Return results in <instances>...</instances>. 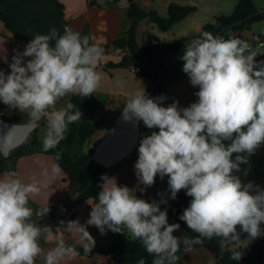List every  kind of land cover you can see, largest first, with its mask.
Segmentation results:
<instances>
[{
  "label": "clouds",
  "instance_id": "9594fccd",
  "mask_svg": "<svg viewBox=\"0 0 264 264\" xmlns=\"http://www.w3.org/2000/svg\"><path fill=\"white\" fill-rule=\"evenodd\" d=\"M227 37L204 31L186 44L180 59L190 84L198 88L195 102L180 107L174 100L163 106L166 96L150 98L143 89L123 107L125 121L142 122L153 130L140 140L134 164L143 185L140 191L153 186L157 176L167 177L170 199L182 190L191 198L179 220L197 235L175 236L180 224L169 223L167 209H161L167 200L138 198L134 189L119 186L107 175L101 177L98 202L86 223L102 234L127 231L154 257L152 264H176L182 244L190 250L218 237L223 252L235 248L241 232L250 240L264 236V186L242 179L249 175L250 158L264 145V61H257V52L231 30ZM89 41L79 32L66 28L59 34L52 28L49 34L36 35L23 52H16L9 72L0 70V102L28 113V133L42 118L50 117L44 151L56 148L68 125L82 116L79 109L73 111L72 102L61 110H49L69 94L88 97L99 86L100 50ZM10 150L5 136L0 154L7 158ZM60 156L57 152L56 159ZM36 191L14 171L0 177V264H36L43 254L39 239L48 227L32 222L34 212L29 207ZM48 212L46 207L35 214L42 218ZM69 224L92 238L78 221ZM71 252L61 243L44 255L45 264H60ZM242 256L233 250L230 259L240 261Z\"/></svg>",
  "mask_w": 264,
  "mask_h": 264
},
{
  "label": "crops",
  "instance_id": "0c3cea01",
  "mask_svg": "<svg viewBox=\"0 0 264 264\" xmlns=\"http://www.w3.org/2000/svg\"><path fill=\"white\" fill-rule=\"evenodd\" d=\"M57 1L63 7L62 13L57 10L51 0H0V5L14 26L23 33L35 37L38 34H49L50 29L55 28L59 34H63L67 28L79 32L81 36H88L90 44L100 50L96 71L101 79L93 93L104 101L105 106L91 116L93 122L101 121V124L84 145V151L91 150L94 161L105 167H111L128 157L143 137L139 123L125 121L122 112L125 104L136 92L145 90L146 82L138 79L128 69L105 67L106 63L119 60L118 53L110 48L106 49L105 46L119 37L128 25L126 17L128 3L127 0L117 2L94 0L96 4L89 5V0ZM135 2L142 9L155 11L160 16L166 15L170 3L195 8L193 13L172 25L167 31H161L147 18L140 20L137 24L136 39L140 45H145L148 41L161 44L176 41L179 38H190L191 41L196 38L203 25L211 22L214 16L231 14L237 0H135ZM254 3L259 9L264 8V0H254ZM255 36L258 40L254 39ZM241 40L248 43L253 51L264 53V21L254 23L249 31L243 33ZM51 43L54 44V41ZM185 47L178 54L170 55L165 59L169 73L162 83V93L158 95L167 97L163 106L178 100L180 107H186L197 100L194 93L198 91V88L190 84L189 77L179 65ZM24 48L25 44L12 37L0 21V70L10 71L9 64L12 62V57L17 51L23 52ZM70 96L71 94L59 100L55 108L49 111L63 109L69 102ZM3 115L8 121H4L0 116V144L7 136L8 146L12 149V145L22 143L29 138L31 133H28L25 127L29 116L26 111L20 112L11 107H8ZM49 118H42L39 126L33 130L42 144ZM136 160L112 170L108 177L115 178L119 186L134 189L138 198L149 202L153 200L158 202L163 198L168 203L171 200L170 192L164 188L163 184L153 185L143 192L140 191L141 187L134 171ZM9 166L10 162H6L5 167L0 170V177L9 172L7 170ZM55 168L58 167L52 157L42 153L21 157L15 165L19 178L25 184H32L37 189L29 202L40 207H59L67 219L65 226H56L47 214L42 218L35 216V224L48 227L47 231L42 230L39 239L43 254L37 258L36 264L45 263L44 255L61 243L64 246H80L75 243V240L79 238V233L83 234V232L76 224H69L70 222L78 221L80 225L86 227L92 238L84 234L83 236L88 238L89 242L94 240L101 245L104 244L102 233L95 226L86 223L90 216L92 201L76 204L75 195L64 181V173L59 168V171H54ZM161 209H166V204H161ZM42 221L43 224H41ZM168 221L175 223L169 218ZM173 234L177 237L184 236V231L180 228ZM245 246L248 245L240 242L236 247ZM181 259L183 264H215L214 256L204 247L192 246L190 250L185 249ZM260 264H264V258Z\"/></svg>",
  "mask_w": 264,
  "mask_h": 264
},
{
  "label": "trees",
  "instance_id": "16d2710c",
  "mask_svg": "<svg viewBox=\"0 0 264 264\" xmlns=\"http://www.w3.org/2000/svg\"><path fill=\"white\" fill-rule=\"evenodd\" d=\"M117 2L118 0H114ZM57 10L62 13L63 7L57 0H51ZM128 7L126 17L128 25L110 45L105 46L106 49H112L118 53L119 60L117 62H108L106 68H123L131 70L136 68V77L146 82L145 92L150 98H155L162 93V83L169 73L165 59L174 54H178L190 41V38H179L176 41L168 43H154L148 41L145 45H140L136 39L137 24L140 20L147 18L151 23L155 24L161 31H167L172 25L181 21L189 14L195 11L191 6H180L170 3L167 7L166 15L160 16L155 11H146L142 9L135 0H127ZM89 5H95L94 0H89ZM0 21L4 28L14 37L25 44V46L34 38L30 34L19 31L13 24L10 17L3 11L0 5ZM264 21V8L259 9L254 0H237L236 6L229 15L214 16L213 20L203 25L201 31L196 36L198 38L204 31H210L214 35L224 36L226 39L228 30L239 39L242 38L244 32L249 31L254 23ZM257 61H264V53H257ZM179 65L183 68V61L179 60ZM9 71H5L7 73ZM69 102L76 105L82 116L79 121L69 124L63 139L56 148L49 151L43 150V144L36 136V132H31L29 138L19 145L12 148L7 158L0 154V170L5 167L6 162H10L8 171L16 172V161L24 156L42 153L50 155L56 166L64 173V181L67 182L68 188L75 195V203L81 204L86 201H92V206L98 202L97 196L101 190L103 183L101 177L109 175L110 172L123 164H127L138 159V147L126 158L111 167H105L92 158V151H84V145L94 135L101 124V121L93 122L91 116L104 108L105 103L94 93L88 97L70 96ZM8 106L0 102V116L4 121L8 119L3 115ZM140 130L144 135L150 134L142 122H139ZM158 131V129H154ZM227 143V142H225ZM61 154L60 159H56V153ZM250 171L244 180H253L257 184L264 186V145L257 149L255 155L250 158ZM248 165H242V168H248ZM163 184L168 190L167 177L161 179L156 177L154 185ZM143 188V185H140ZM185 191H180L175 200H170L166 204L168 218L175 223L180 224V228L184 231V235L195 237L197 234L188 229L187 225L179 220V216L183 210L188 207L190 202ZM29 207L33 209L32 222L35 221V213L46 207L36 206L29 202ZM47 213L50 221L56 226H65L67 219L61 213L59 207H51ZM264 227V225H262ZM240 231V229H237ZM247 233L241 232L240 242L247 239ZM104 244L91 242L87 246H65L72 249V252L82 258H92L95 255H105L115 264H136L140 259L145 260V264H152L154 257L146 251L138 240L133 239L130 234L125 231L124 234L114 233L106 230L102 234ZM220 238L213 237L211 240L205 239L202 244L192 245L194 247H204L215 258V264H260L264 258V236L256 239V241L245 247H236L232 250L221 251L219 247ZM39 244L41 245L40 241ZM241 251L243 253L240 261L230 259L232 251ZM185 251L182 244L177 255L180 257L176 264H183L181 256Z\"/></svg>",
  "mask_w": 264,
  "mask_h": 264
},
{
  "label": "rangeland",
  "instance_id": "374dc122",
  "mask_svg": "<svg viewBox=\"0 0 264 264\" xmlns=\"http://www.w3.org/2000/svg\"><path fill=\"white\" fill-rule=\"evenodd\" d=\"M19 144H17V145H19ZM17 145H15V146H17ZM41 224H43V221ZM78 236H79V238L75 240L76 241L75 243H77V245L87 246L91 243V242H89L88 238L83 236L82 233H79ZM256 239L250 240L249 238H247V240L242 241V244H244V245L247 244L249 246V245L253 244L256 241ZM248 242H251V243L248 244ZM39 264H45V263H39ZM60 264H115V263H113L110 260V258L108 256H105V255H95L92 258H82V257L76 256L73 252H71L68 256L65 257L64 260H62L60 262Z\"/></svg>",
  "mask_w": 264,
  "mask_h": 264
},
{
  "label": "built area",
  "instance_id": "2783aa9c",
  "mask_svg": "<svg viewBox=\"0 0 264 264\" xmlns=\"http://www.w3.org/2000/svg\"><path fill=\"white\" fill-rule=\"evenodd\" d=\"M254 39H255V40H258L257 36H255ZM130 71H131L132 73H134V74H136V72H137L136 68H132Z\"/></svg>",
  "mask_w": 264,
  "mask_h": 264
}]
</instances>
